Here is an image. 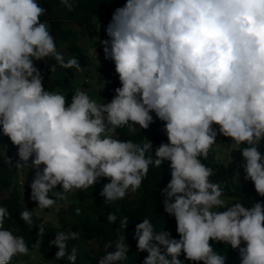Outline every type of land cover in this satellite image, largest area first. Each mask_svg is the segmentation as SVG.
Masks as SVG:
<instances>
[{
    "label": "clouds",
    "instance_id": "9594fccd",
    "mask_svg": "<svg viewBox=\"0 0 264 264\" xmlns=\"http://www.w3.org/2000/svg\"><path fill=\"white\" fill-rule=\"evenodd\" d=\"M60 3L74 10L71 0ZM46 14L39 0H0V132L17 147V166L35 169L30 188L37 208H52L56 198L102 178L110 181L101 191L105 203H115L141 188L150 166L167 161L171 179L161 189L162 202L179 239L144 218L135 226L137 249L147 253L142 264H226L210 240L238 250L241 264H264V202L230 203L222 183L211 180L215 170L203 162L218 135L229 138L242 155L244 179L264 197V0H126L105 28L109 39L101 41L120 82L103 103L82 89L68 103L64 93L45 87L36 62L54 60L51 71H84L78 58L66 60L58 50L41 20ZM152 113L168 141L154 156L151 141L116 135L148 129ZM58 185L62 192L53 191ZM32 215L20 212L27 225ZM9 217L0 206V264L30 254L24 237L4 227ZM107 220L112 224L116 214ZM128 224L127 217L120 220L122 229ZM76 239V231H58L50 242L55 259L76 264V248L67 247ZM128 253L121 236L115 251L97 261L124 264Z\"/></svg>",
    "mask_w": 264,
    "mask_h": 264
},
{
    "label": "trees",
    "instance_id": "16d2710c",
    "mask_svg": "<svg viewBox=\"0 0 264 264\" xmlns=\"http://www.w3.org/2000/svg\"><path fill=\"white\" fill-rule=\"evenodd\" d=\"M42 7L47 10V14L41 17L42 21H47L50 25L56 46L68 57L75 56L79 59L81 66L90 63L89 55L83 50L78 42V37H92L109 39L105 28L111 20L112 14L117 7H122L126 0H71L74 5L73 11H68L60 0H39ZM100 23L104 30L97 28L96 23ZM72 25L74 29L70 27ZM67 58H65L67 60ZM55 64L54 60L39 61L35 66L45 74V87L50 90H58L67 96V100L72 96L73 69H63L59 66L55 71L50 70V65ZM103 79V91L99 98L111 100L115 95V88L120 86L118 75L115 73V66L111 60L105 59L103 52V67L101 69ZM105 82V84H104ZM2 132H0V135ZM117 138L121 140L132 139L136 143H142L146 139L153 144V156L155 148L161 143H167V136L163 131V122L156 120L146 130L137 129L130 133L127 129H118ZM223 137V136H222ZM226 138V137H223ZM264 152V149H262ZM19 162L18 149L16 152L2 153L0 149V206L7 208L10 217L5 220L4 227L13 231L15 235L23 236L30 251H33L41 260L32 262L28 260V255H16L12 258L11 264H68L66 259L56 260L57 248L50 242L55 239L58 231H76L79 239L67 242L69 251L75 247L77 250L76 264H98V258L104 256L108 251H115V243L125 236V243L129 246L128 260L124 264H142L147 256L146 252H139L137 240L135 238V226L144 218H149L157 231H168L173 238L179 239L176 231V221L174 217L164 211L163 189L171 179L169 162L165 161L160 168L150 166L147 178L143 181L141 188L136 192L129 193L115 203H105V197L101 195L104 184L110 182L108 179H100L92 188L84 191L68 193V209L64 214H58L57 224H47L42 216L35 214L30 204L23 203L18 192V181L15 178ZM215 170V175L211 177L213 182L222 183L225 188V196L232 198L231 202H241L245 206H251L254 202H264V197H260L251 181L245 185L229 183L227 172L222 163L217 161L215 150L212 148L208 159L203 161ZM58 185L53 189L61 192ZM28 190L25 189V192ZM51 195V194H50ZM55 199V197H50ZM33 211V225H27L20 218V212L24 209ZM80 209L79 215L76 209ZM109 213H115L117 220L112 224L108 222ZM128 218V226L125 229L120 227V220ZM43 225V236L38 235L39 227ZM41 241L38 249H33L32 245ZM89 240H96L103 244V249L94 252L88 245ZM112 243V247L107 245ZM215 251L226 257V264H241L239 251L232 249L222 242L210 240ZM246 246L243 242L241 247ZM180 259H184L181 255ZM185 264H191L185 261Z\"/></svg>",
    "mask_w": 264,
    "mask_h": 264
},
{
    "label": "rangeland",
    "instance_id": "374dc122",
    "mask_svg": "<svg viewBox=\"0 0 264 264\" xmlns=\"http://www.w3.org/2000/svg\"><path fill=\"white\" fill-rule=\"evenodd\" d=\"M95 23L97 28L100 27L99 22ZM70 27L74 29L72 25H70ZM103 40L104 39H100L98 37H92L90 40L81 36L78 37V42L82 46L83 50L86 51L89 55L90 63L86 66H81L84 69L83 72H77L76 69H73L72 95L77 89H82L87 91L89 96L97 100L98 102L103 103L104 101H111L98 97V95L103 91V79L101 78V69L103 67V45L101 41ZM94 49L96 50L97 56L94 53ZM61 52L65 55V53L63 52V46ZM65 58H67L66 55ZM91 81H95V84L90 83ZM67 102L70 103L71 99L67 100ZM152 115L155 121L158 120L155 118L154 113H152ZM229 143H231L229 138H223L221 135H218L217 144L213 146L215 150L216 159L225 167L229 183L245 185L248 180L244 179L245 174L243 172V168L241 167L243 163L242 155L239 151H234L233 147L230 146ZM0 149L2 150L3 154L7 152L14 153L17 151V147L14 146L11 143L10 139L4 136L3 133L0 135ZM30 163L31 161H29V164ZM34 174L35 169H32L27 165H22L18 167L15 178L18 181V192L20 193V198L23 203L30 204L34 209L35 214L42 216L43 221L45 223L55 225L57 224L58 214H64L68 209L69 205L67 198H56V204L52 208L44 210L37 208L38 203L31 199L30 188V184L34 178ZM27 188L28 190L25 192V189ZM60 190L62 192V187ZM67 194L68 193L64 195L66 196ZM224 198L231 197L224 196ZM231 201L232 199L230 200V203ZM87 245L94 252L103 249V244L96 240H89L87 242ZM21 257L22 255H20V259ZM28 260L32 262H37L41 259L36 256L33 251H30V254L28 255Z\"/></svg>",
    "mask_w": 264,
    "mask_h": 264
},
{
    "label": "built area",
    "instance_id": "2783aa9c",
    "mask_svg": "<svg viewBox=\"0 0 264 264\" xmlns=\"http://www.w3.org/2000/svg\"><path fill=\"white\" fill-rule=\"evenodd\" d=\"M100 30H102V31H103V30H104V27H103V26H101V27H100Z\"/></svg>",
    "mask_w": 264,
    "mask_h": 264
}]
</instances>
